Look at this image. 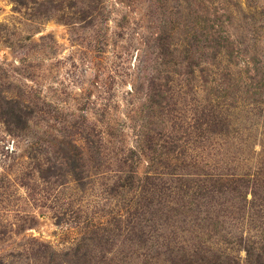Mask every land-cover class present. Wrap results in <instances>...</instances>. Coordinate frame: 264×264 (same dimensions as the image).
Instances as JSON below:
<instances>
[{"label": "rangeland", "instance_id": "obj_1", "mask_svg": "<svg viewBox=\"0 0 264 264\" xmlns=\"http://www.w3.org/2000/svg\"><path fill=\"white\" fill-rule=\"evenodd\" d=\"M0 264H264V0H0Z\"/></svg>", "mask_w": 264, "mask_h": 264}]
</instances>
